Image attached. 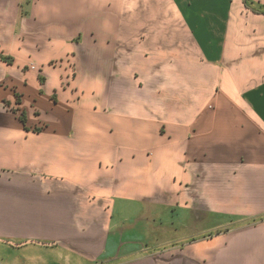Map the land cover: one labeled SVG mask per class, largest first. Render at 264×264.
<instances>
[{"label": "crops", "instance_id": "0c3cea01", "mask_svg": "<svg viewBox=\"0 0 264 264\" xmlns=\"http://www.w3.org/2000/svg\"><path fill=\"white\" fill-rule=\"evenodd\" d=\"M0 264H264V0H0Z\"/></svg>", "mask_w": 264, "mask_h": 264}, {"label": "rangeland", "instance_id": "374dc122", "mask_svg": "<svg viewBox=\"0 0 264 264\" xmlns=\"http://www.w3.org/2000/svg\"><path fill=\"white\" fill-rule=\"evenodd\" d=\"M162 5H163L164 9L169 8V7H168V4H167L165 1H163ZM167 10H168V9H167ZM169 16H170V13H169ZM169 18H170V17H169ZM131 244H134V243H131ZM126 245H130V244H126ZM2 263H4V262L2 261Z\"/></svg>", "mask_w": 264, "mask_h": 264}]
</instances>
